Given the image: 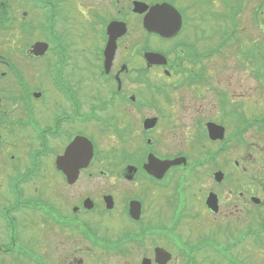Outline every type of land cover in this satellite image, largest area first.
Returning <instances> with one entry per match:
<instances>
[{
    "label": "flooded vegetation",
    "instance_id": "obj_1",
    "mask_svg": "<svg viewBox=\"0 0 264 264\" xmlns=\"http://www.w3.org/2000/svg\"><path fill=\"white\" fill-rule=\"evenodd\" d=\"M187 1L182 6L181 0H0V161H6L12 172L1 187L5 193L0 195V264L10 260L54 264L37 247L49 248V239L43 236L47 227L62 235L71 231L73 244L96 251L87 252L86 257L82 254L83 258L61 252L60 260L72 256L71 263L64 264H115L116 256L128 255L130 248L137 259H119L117 264H264V176L260 172L264 171V104L258 113L250 114L235 96L230 102L214 86L208 60L214 46H209L208 37L204 45L196 40L195 17L187 13L195 4L210 0ZM239 1L243 7L251 2ZM133 2L145 5L144 9L134 11ZM161 3L174 6L181 15L180 28L169 36L142 26L149 7ZM261 3L264 0L253 6V15L258 31L264 33L262 12H255ZM111 21L125 23L126 30L112 34L116 41L108 60L105 46ZM36 42L45 43L43 52L33 47ZM256 47L264 51V41ZM256 65L264 75V60ZM35 71L41 77L32 84L27 76ZM184 88L205 104L212 99L220 102L215 108L222 111V118L193 117L188 123L192 143L188 139L190 144L182 147L176 126L167 124L179 117L167 108L180 105L177 92ZM39 107L53 112L40 118ZM249 132L257 133L259 139L246 142ZM103 133L110 135L111 148L121 149L118 160L125 164L111 171V184L118 189L119 185L131 187L118 199L110 191L109 207L103 200L108 193L98 201L77 189L84 184L82 177L93 176L85 170L94 164L95 156L77 175L55 167V159L72 141L87 137L98 146L95 134ZM245 143L249 152L239 155ZM233 146L231 159L217 164ZM156 159L167 166L154 174L150 170L160 165ZM247 159L261 163L254 169L252 184ZM80 162L77 153L71 158L70 171ZM45 176L53 188L44 182ZM230 181L234 187L222 191ZM28 186L31 191L24 194ZM57 188L67 196L58 198ZM158 193L166 195L165 209L148 205ZM51 195L60 199L61 207L50 202ZM102 205L113 219L119 216L114 237L108 239L99 237L83 219ZM168 211L170 216L164 220ZM200 225L216 228L212 235L223 240V231H230L229 242L203 237ZM23 231L28 236L23 238ZM99 242L109 246L102 249ZM101 251L109 253L97 259Z\"/></svg>",
    "mask_w": 264,
    "mask_h": 264
},
{
    "label": "rangeland",
    "instance_id": "obj_2",
    "mask_svg": "<svg viewBox=\"0 0 264 264\" xmlns=\"http://www.w3.org/2000/svg\"><path fill=\"white\" fill-rule=\"evenodd\" d=\"M187 0H181L180 4L184 6V4H189V1ZM258 0H255V3L246 2L245 8H242V11L240 12V21H236V36L240 35L239 41H237L234 44H230L228 42H231L233 40H236L235 36L230 35L228 37V42L224 43L222 42V34L223 32H226L229 29V25L231 23V20L226 19L224 20V13L226 12L225 5L221 4L219 0H210L209 3L206 4H195L193 7V11L187 10V13H190L195 17V22L193 23L194 27V33L196 35V40L197 38L199 39V42L201 45L205 44V40L208 43V39L210 40L209 46H213L216 44V46H220L221 43H223L222 46H220V50L217 52L214 51L213 54H210L209 56V61H210V66L212 67V72L210 75V80L213 82L214 86L222 89L224 93V97L228 98L231 102V100L236 97L237 100H240V104L243 105L247 109V111L250 114L253 113H258L256 112L257 109L260 107H263L264 104V75L260 74V71L256 69L258 60L263 61L264 60V51H260L256 46L258 44V41L261 43L264 41V33H260L258 30V22L254 21V15H253V6L256 4ZM260 8V12H262V22L264 23V4H258ZM226 14V13H225ZM244 20V22H243ZM246 24V26H245ZM239 27L240 30H239ZM225 30V31H224ZM241 30L244 33H241ZM247 39V40H246ZM243 43L246 46H243ZM225 44V45H224ZM243 47V49H242ZM244 52V56L240 55V52ZM250 51H255V52H250ZM261 55V56H260ZM247 61L242 63V61ZM256 62V63H253ZM29 70H27V73L29 74ZM28 79L32 78L33 82L32 84H35L37 82V78L41 77L40 74L35 71L34 74L31 76H27ZM161 77V76H160ZM41 80V79H40ZM220 86V87H219ZM86 89V87H85ZM179 95V103L180 105H173L172 107L169 106L167 109L168 111L171 110L172 115L175 116V118L178 116L179 119H172L170 120L167 124H174L176 127H173L174 129H177V134H180V143L185 146L188 143V139L192 143L191 136H192V131L189 128V122L193 117H200L202 119H207V118H213V119H221L222 118V111L217 112V108H215V104L219 103L217 100L212 99L208 100V103L205 104L203 103V100L198 99V98H193L192 94L189 93V88H184L180 91L177 92ZM176 93V94H177ZM208 94V93H207ZM215 94V93H213ZM237 94L239 95V98H237ZM213 97L219 98L214 95ZM244 101V104H243ZM214 102V103H213ZM212 103V104H211ZM237 103L236 106H240V104ZM38 110V115L40 118L46 119V115L50 112V114L53 112L51 109H48V107L42 108L39 107ZM49 114V115H50ZM179 120V121H178ZM90 127V126H89ZM89 127L85 128L86 132H90L91 129ZM92 133V132H90ZM94 134V133H93ZM98 135V136H97ZM249 135V136H248ZM96 140L98 142V151L99 154L96 156V161H94L93 166L89 169V171L92 173V177L88 178L86 175L82 177L84 179V184L83 186L77 187V189L80 192H88L91 195H94L96 200H100V196L103 193H109L110 191L114 193L116 198L121 195V193H125L126 190H130L131 187H129L127 184L126 185H119V189L116 188L113 184H111V181L113 178H109V174L111 171L115 172L114 170L120 169L123 165V161L118 160L119 156L118 154L121 152V149L119 147L117 148H111L108 144L109 142V137L110 135L108 133H103V134H95ZM256 137V139H254ZM259 139L257 133L255 135H252V132L246 133L245 134V140L246 142H252V140H257ZM179 143V144H180ZM61 144V143H60ZM58 144V146L61 147V145ZM53 145V144H52ZM55 145V144H54ZM237 145V144H235ZM234 145V146H235ZM259 145V143H257ZM234 146L228 151L226 150V153H222L220 155V159L217 162V164H221L224 159L230 160L231 155L234 149ZM257 148H260L258 146ZM264 148H261L262 151V161H264ZM241 152L240 154H243L244 156L249 152L246 143L244 144V149H240ZM1 151V149H0ZM195 151V150H194ZM257 153V151H255ZM194 153V152H193ZM2 152H0V160L3 158L1 155ZM197 154V153H196ZM246 160V158H245ZM261 163H257L255 159L253 161H250L247 159V164L246 166L248 167V173H247V178L250 181L252 179V174L254 175V169L256 170L257 166L260 165ZM6 161L3 160V162L0 161V195L4 194L5 191L1 189L3 186L4 179L6 175L11 174V169L6 167ZM263 165V164H262ZM45 168L47 169L46 162L44 163ZM6 168V169H5ZM99 170H101L104 174H99ZM229 175H231V172H233L231 169H229ZM263 176H264V171H260ZM232 176V175H231ZM44 182H47L50 188H53V183H51L48 180V177L45 176L43 179ZM194 181L198 182L199 179L194 178ZM252 184V182L250 181ZM29 184V183H28ZM46 184V183H45ZM228 187H234L231 181L227 184L225 183L221 189L223 191L226 190ZM46 188V186H45ZM31 191L30 186H28L23 193L27 194L28 192ZM58 192V198L59 196H67V193L62 189L55 190L54 192ZM91 191V192H89ZM55 198V195L50 196V202L53 203L54 205H57L61 207L60 205L62 202H59L60 199ZM166 195L162 194H157V197L154 196V198H150L148 205L150 204L151 206H155V209L161 206V209L166 208V204H168L165 201ZM58 199V200H57ZM59 202V203H58ZM104 203V202H103ZM68 205L70 204L69 202L67 203ZM104 205L101 206V208L96 209L94 212L91 214H87V216L83 217L85 219L84 221L91 224V228L94 229L98 233V236L101 238L108 239L109 237H114L113 231H115L118 227L116 224L117 218L119 216H116V219H113L108 210L103 207ZM57 209V207L55 208ZM152 209H154L152 207ZM230 212V211H228ZM151 214H153V211H151ZM21 214H18L17 216L20 217ZM170 216V211L166 212L164 220H168ZM230 224H233V219H229ZM3 223L0 220V225ZM183 225V223H182ZM181 225V226H182ZM180 226V227H181ZM117 227L116 229H114ZM217 227V226H216ZM225 227V225H224ZM200 228L205 230V233L203 237H210L213 236L215 239H219L218 237L212 235L214 232L217 231L216 228H210V226H202L200 225ZM132 229V228H131ZM134 229V228H133ZM44 232V237L49 239V248L46 249L45 246H42L40 244L37 245V248L39 251H42L45 255L46 253L49 255L48 259L54 261V264H64L65 261L68 263H71L70 260L72 256H67V258L64 256L61 257V260L59 259V256L61 252H69V253H74L77 254L78 256L82 257V254H87V252L90 253H95L96 251L92 249V247L84 244H80L79 242L77 244H73L71 242L72 237L74 236L71 231H66L64 235H62L61 231H56L52 230L51 228L47 227ZM0 226V236H2V232ZM27 231H23L21 236L24 238L27 235ZM118 233V232H116ZM224 234V235H223ZM223 238L219 239L220 241L224 242H229V235L230 231H223ZM226 235V236H225ZM6 241V239H5ZM65 243V245H62V242ZM189 242L195 243L196 246V241H194L192 238L189 239ZM85 248V249H84ZM88 248V249H87ZM42 249V250H40ZM46 249V250H45ZM86 251V252H84ZM123 252H126L123 251ZM129 253L128 255L122 254V256H116L115 264L119 262V259H122V261H134L137 259V254L134 248H130L127 250ZM102 253H109V251H101V253H98L100 255H96L95 257L97 259H103L101 256ZM210 254V253H209ZM201 256V255H200ZM203 256V254H202ZM202 261H207L205 258H202ZM207 256V255H205ZM7 258L6 260H8ZM132 261H131V260ZM4 264H16L14 261H6ZM86 264V263H85ZM169 264H175L174 262H169ZM209 264V263H207Z\"/></svg>",
    "mask_w": 264,
    "mask_h": 264
},
{
    "label": "water",
    "instance_id": "obj_3",
    "mask_svg": "<svg viewBox=\"0 0 264 264\" xmlns=\"http://www.w3.org/2000/svg\"><path fill=\"white\" fill-rule=\"evenodd\" d=\"M166 7V6H165ZM155 11L153 10L147 17V26H148V29L149 30H158V29H161L162 27L158 26L157 23H156V19H155ZM157 26V27H155ZM76 144H74L73 146L75 147ZM71 147V149H74V147ZM89 151V149H88ZM90 153V152H89ZM67 153L65 154V156H62L60 158L61 162H63L64 160H66L67 158ZM61 165V164H60ZM155 171V170H154ZM153 171V172H154Z\"/></svg>",
    "mask_w": 264,
    "mask_h": 264
}]
</instances>
